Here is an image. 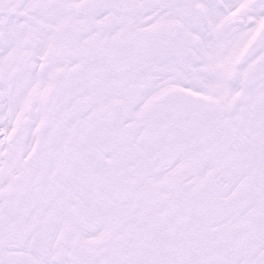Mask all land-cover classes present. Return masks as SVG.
<instances>
[{
    "label": "snow or ice",
    "instance_id": "snow-or-ice-1",
    "mask_svg": "<svg viewBox=\"0 0 264 264\" xmlns=\"http://www.w3.org/2000/svg\"><path fill=\"white\" fill-rule=\"evenodd\" d=\"M0 264H264V0H0Z\"/></svg>",
    "mask_w": 264,
    "mask_h": 264
}]
</instances>
